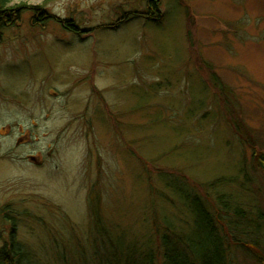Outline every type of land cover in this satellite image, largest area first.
I'll return each mask as SVG.
<instances>
[{"label":"rangeland","instance_id":"374dc122","mask_svg":"<svg viewBox=\"0 0 264 264\" xmlns=\"http://www.w3.org/2000/svg\"><path fill=\"white\" fill-rule=\"evenodd\" d=\"M18 2L55 18L32 26L27 9L0 42V248L25 264H143L154 221L193 227L167 169L236 175L216 193L262 204L264 176L198 66L264 138V0H160L157 20L148 0Z\"/></svg>","mask_w":264,"mask_h":264},{"label":"trees","instance_id":"16d2710c","mask_svg":"<svg viewBox=\"0 0 264 264\" xmlns=\"http://www.w3.org/2000/svg\"><path fill=\"white\" fill-rule=\"evenodd\" d=\"M13 1L0 0V42L3 31L18 24L22 12L27 9H32L34 13L31 17L32 26L44 25L48 18H55L41 6H30L25 2L13 3ZM159 4L160 0H148L147 12L140 14L142 17L151 18L150 15H156L159 11ZM44 19L45 21H42ZM151 19L159 18L153 16ZM63 26L73 29V22L66 20ZM200 63L199 70L203 74L206 71L210 74L209 84L216 90L221 109L227 114V122L241 142L251 151L252 168L264 176V138L259 134H253V130L244 122L240 110L236 111L237 108L232 104L228 94H225V88L219 89L223 83L204 61L203 65ZM159 177L167 180V186L177 191L184 199V206L191 214L193 227L190 232L167 224L160 229L154 221L155 245L144 252L143 264H236L233 254L236 250L250 257L254 262L264 264L263 197H261L262 204L256 209H251L246 208L243 203L235 204V200H230V195L216 193V187L232 184L237 179L236 175L234 178L223 176L209 183H198L191 182L189 177L175 169H167ZM209 189L214 191L210 192ZM257 192L261 194L259 190ZM94 211L92 209V212ZM199 224L203 226L200 233ZM0 264H25L22 249L13 241L9 246L0 248Z\"/></svg>","mask_w":264,"mask_h":264}]
</instances>
